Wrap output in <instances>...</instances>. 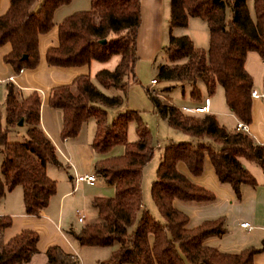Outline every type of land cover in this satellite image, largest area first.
<instances>
[{"label":"trees","instance_id":"1","mask_svg":"<svg viewBox=\"0 0 264 264\" xmlns=\"http://www.w3.org/2000/svg\"><path fill=\"white\" fill-rule=\"evenodd\" d=\"M8 1L6 11L0 15V46L10 45L3 61L18 73L37 65L38 36L53 26L54 10L71 0H41L36 7V0ZM89 5V9L75 11L57 24V45L47 48L45 63L77 67L92 60L106 62L112 56L117 60L111 69L95 71L93 78L79 75L70 84L53 87L47 101L61 112L62 140L75 137L81 124L93 118L95 128L90 147L102 156L94 162L93 173L111 185L114 193L110 197H92L95 220L76 232L66 233L79 246L113 247L100 264H252L255 248L230 254L203 244L204 238L224 233L221 219L189 227L188 217L173 206V201L205 203L214 199L210 191L194 184L177 169L181 162L191 176H198L205 157L217 180L227 184L238 198L241 184H256L240 158L255 162L264 175V143L254 142L246 132L225 129L214 114L182 111L162 103L157 95L145 89L155 115L191 138L169 142L162 150L156 178L150 186L161 221L152 217L141 203V171L154 151L150 132L137 110L116 112L107 121L106 110L118 108L123 99L121 95L102 91L113 88L124 93L128 83L136 82L140 2L89 0ZM251 6L252 15L247 0H169L168 42L164 47L167 62L157 65L156 79L179 84L181 91L187 89L189 99L197 102L203 99L200 86L206 97L220 87L229 112L238 121L249 124L252 78L244 68V61L248 52L264 58V0H251ZM193 17L205 22L206 49L194 47L186 35L171 34L173 28L185 27ZM4 88L0 199L20 186L24 213L37 215L55 192V182L46 175L45 167L47 164L59 167L60 163L53 144L39 126L38 93L22 95L10 81ZM20 119L25 125L23 139L9 140L8 133ZM130 122H134L136 135L131 142L126 139ZM116 145L123 147L122 153L107 155ZM10 223L9 216H0V234ZM37 240V233L29 229L21 230L6 243L0 240V264L28 261L37 252ZM44 254V264H75L73 256L56 245L49 246Z\"/></svg>","mask_w":264,"mask_h":264},{"label":"crops","instance_id":"2","mask_svg":"<svg viewBox=\"0 0 264 264\" xmlns=\"http://www.w3.org/2000/svg\"><path fill=\"white\" fill-rule=\"evenodd\" d=\"M40 1L41 0H36L34 7H36ZM139 2L140 25L137 30V57L140 58L143 56L146 59H150L152 64H154L155 55L162 47L161 32L163 29L162 15L164 13V0H139ZM8 4V0H0V15L6 11ZM89 7V0H71L69 3L61 5L54 10L52 16L53 26L46 33L38 36V62L32 69H22L18 73H14L11 66L3 61V56L9 52L10 45L5 43L0 46V84H3L4 87L5 83L10 81L16 86L22 95H26L31 91H36L38 93L40 98L39 126L53 144L57 160L60 163L59 167L52 164H47L45 167L46 175L55 182V192L50 196L47 205L41 209L37 215H27L24 213L22 191L20 186H15L12 190L6 192L0 199V216H9L11 220L10 225L3 229L0 234L1 243H6L11 237L24 229L33 230L38 235V240L35 245L37 252L32 254L28 261L21 264H44V253L46 249L52 245L58 246L65 253L78 257V253L71 247V242L76 243V241H74L66 233L68 230H72L74 232L76 231L72 229V227H67L63 231L60 227L62 221L63 202L65 198L73 196L75 192L80 190L82 193L77 197V201L81 203V205H88L90 208V200L92 197L98 196L96 195L98 192L93 188L95 187L96 182L93 185H88L82 182L74 183L73 181V172L93 173L94 162L102 157L101 155L94 153L90 147L95 128L93 118H89L81 124L79 132L75 137L62 140L59 136L61 129V112L58 109L50 107L47 100L49 92L53 87L70 84L72 80L79 75H88L90 78H93L95 71L98 69H111L115 64L117 57L112 56L106 62L92 60L87 65L77 67L48 66L45 63V51L47 48L55 47L57 45V24L65 16L75 11L87 10ZM167 9V13L169 14V0H167ZM190 19L192 18H189L188 20ZM141 33H144L146 36L147 43L145 48H141L139 45V36ZM253 53L254 52H248L244 61V68L249 74L251 61L254 59ZM248 59H250V64ZM166 62L167 56L165 60H162L161 63H157L155 65L154 79H156L155 73L157 65ZM138 63L139 62L136 60L134 64V74L138 67ZM258 67L259 73L264 75V60L262 58H258ZM153 78L148 80L146 89H149L153 92V94L157 95L162 103L173 105L165 98V91L155 89V85L159 83L158 79H156L157 81L155 84H150V80ZM257 82L258 81L254 82L255 86L258 85ZM134 83H128L124 93H121L113 88L102 89V91L107 95L122 96V104L118 108H109L114 109L115 114L116 112L126 109L137 110L134 109L136 108L134 106V97L137 93L134 88ZM176 86L180 88L179 84ZM220 89L221 88L219 87L215 90V93L216 91L218 93V95H216L217 104L211 102V95L209 97L203 96V99L200 102L193 101L188 97L186 105L174 106L178 107L182 111H187L199 105L205 104V100H207L206 104L208 111L205 113L230 117L234 122L232 129H236L235 126L238 120L227 109L223 98V92H221ZM185 90L187 91V89ZM200 91L204 95L203 86H200ZM181 92L183 93V91ZM257 93L264 94L259 91H257ZM146 105L148 109H152L151 103L150 106H148V104ZM161 120L165 121L163 119ZM89 123L90 134L86 136V139H79L78 135L80 134L82 128ZM246 126L247 134L253 139V141L258 144H263L264 99H252L251 121L249 124H246ZM17 129H21L22 131L25 129V125H17V127L11 129L10 132L16 131L18 133L20 130ZM173 130L177 131L175 129ZM182 134L183 136H180L179 141L191 140L188 135L184 133ZM107 155L115 156L109 154V152ZM242 159L244 158H240L241 165L254 177L256 184L254 186L241 184L239 186L238 198L227 184L220 183L217 180L208 157H205L202 172L198 176H191L185 165L179 162L177 164L178 171L187 176L194 184L210 191L213 194L214 199L205 203H192L174 200L173 206L188 217L189 227H194L205 220H222L223 227L225 229L224 233L219 236H208L204 238V245L214 247L220 252L230 254L239 253L247 248H255L257 251L252 255V264H264V175L261 168L255 162ZM96 179L97 183H103L97 176ZM80 184H82V186H80ZM11 193H15V198L14 196L10 198ZM13 202L15 203V206H13ZM80 212L84 216V221L80 223L75 219L77 223H80V227H82L85 223L95 220V218L91 217V219L87 221L84 213L82 211ZM242 222H246L247 227H240L239 224ZM109 248L110 255L113 247Z\"/></svg>","mask_w":264,"mask_h":264},{"label":"rangeland","instance_id":"3","mask_svg":"<svg viewBox=\"0 0 264 264\" xmlns=\"http://www.w3.org/2000/svg\"><path fill=\"white\" fill-rule=\"evenodd\" d=\"M247 7L252 15V6L250 0H247ZM167 0H164V13L162 15V32H161V50L156 53L154 58V64H152L150 59H146L145 57L141 56L138 57L137 62V69L135 72L136 75V85L134 83V88L136 89L137 93L135 98L134 106L139 112V115L143 121V123L146 125L147 129L150 132L151 135V145L153 146V155L151 159L143 166L141 171V203L143 205V208H145L148 213L154 217L155 219L161 221V217L158 213L157 208L155 207L151 195H150V186L152 181L156 178V168L160 161V157L162 154V150L164 146L169 142H178L180 139V136H183V134L179 131H174L171 127H169L165 121H162L159 119L152 109H148L147 105L150 106V101L146 97L144 90L146 89V85L148 80L150 78L154 77V67L157 63H161L162 60L166 59V54L164 52V47L167 45L168 42V13H167ZM173 30V31H172ZM171 30V34L174 36H181L186 35L192 42L194 47L197 48H203L206 49L208 45V33L207 28L205 25L204 20L200 18L193 17L192 19L187 21V24L185 27H175ZM137 40H138V33H137ZM147 43L146 36L144 33H141L139 36V45L141 48H145ZM253 60L251 61V69L249 68L250 76L252 78V89L264 93V90L262 88V73H259V67H258V58L259 56L254 52L253 53ZM250 59H248L249 61ZM264 60V58H263ZM250 64V61H249ZM255 81H258V85L255 86ZM158 84L155 85V89H158L160 91H165L166 94H164L165 98L173 105H186L188 102V94L187 91L184 90L183 93L181 92V89L173 85L170 82L161 81L158 80ZM254 85V88H253ZM172 86V87H170ZM170 87V88H169ZM219 88V87H218ZM113 90V89H110ZM219 90V89H218ZM221 90V89H220ZM222 92V90H221ZM218 93L214 92L212 96L210 97L211 102L217 104V96ZM205 96L202 94V97ZM3 97H4V87L3 84H0V122L3 123V116H4V105H3ZM115 115L114 109H107L106 110V118L107 121H110ZM215 117L217 121L222 124L225 129L232 130L234 122L230 117L223 116V115H217L215 114ZM18 133L16 131H11L8 134L9 140L14 141H20L23 139L25 134V129L21 131V129ZM90 134V123L85 125L80 134L78 135L79 139L83 140L86 139V136ZM136 135L134 131V122H130L127 125L126 130V139L127 141L131 142L135 140ZM123 147L121 145L114 146L110 151L109 154L111 155H119L122 153ZM2 159V155L0 153V162ZM245 160V159H242ZM247 162V161H246ZM92 172H77L76 174H90ZM82 186V184H80ZM84 187V185H83ZM95 191L98 193L96 195L102 196V197H110L113 195L114 190L111 186L105 184V183H97L93 187ZM19 190V189H18ZM16 192V191H14ZM82 192L78 190L73 194V196L65 198L63 202V209H62V221H61V229L64 231L67 227H72L75 231H77L80 228V223H77L75 221V213L76 211H82L85 215V219L89 221L91 217L95 218V210L90 205V208L88 205L84 204L81 205L77 201V197ZM15 193H11L12 198ZM15 198V196H14ZM20 200V198L18 197ZM13 201V200H12ZM15 202V201H14ZM13 202V206H15V203ZM12 204V203H11ZM21 206V205H20ZM71 247L73 250H75L78 253V257L80 259V264H100V262L106 260L109 257V247H96V246H78L76 243L71 242ZM38 260V259H34ZM35 262V261H34Z\"/></svg>","mask_w":264,"mask_h":264},{"label":"built area","instance_id":"4","mask_svg":"<svg viewBox=\"0 0 264 264\" xmlns=\"http://www.w3.org/2000/svg\"><path fill=\"white\" fill-rule=\"evenodd\" d=\"M156 83V79H151L150 80V84H155ZM250 96L252 99H264V94H261V93H257L256 90L254 89H251L250 91ZM207 100H205V104H202V105H199L197 107H194L192 109H189L187 111H192V112H195V113H205L208 111V108H207V104H206ZM236 129L237 130H240L242 132H246L247 133V126L246 124L238 121L236 123ZM96 175H94V173H90V174H76L75 172H73V181L74 183H86L88 185H93L95 182H96ZM75 219L77 222H83L84 221V216L83 214L80 212V211H76L75 213ZM240 227H247V223L246 222H242L239 224ZM73 259L75 261V264H80V260L77 256L73 255Z\"/></svg>","mask_w":264,"mask_h":264},{"label":"water","instance_id":"5","mask_svg":"<svg viewBox=\"0 0 264 264\" xmlns=\"http://www.w3.org/2000/svg\"><path fill=\"white\" fill-rule=\"evenodd\" d=\"M103 41V40H102ZM17 125L18 126H21L22 125V119H20L18 122H17Z\"/></svg>","mask_w":264,"mask_h":264}]
</instances>
